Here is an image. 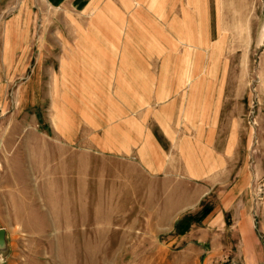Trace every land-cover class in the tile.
Here are the masks:
<instances>
[{
    "label": "rangeland",
    "instance_id": "rangeland-1",
    "mask_svg": "<svg viewBox=\"0 0 264 264\" xmlns=\"http://www.w3.org/2000/svg\"><path fill=\"white\" fill-rule=\"evenodd\" d=\"M172 91L226 171L187 240L141 207ZM0 224V264H264V0H0Z\"/></svg>",
    "mask_w": 264,
    "mask_h": 264
},
{
    "label": "crops",
    "instance_id": "crops-1",
    "mask_svg": "<svg viewBox=\"0 0 264 264\" xmlns=\"http://www.w3.org/2000/svg\"><path fill=\"white\" fill-rule=\"evenodd\" d=\"M174 93L169 92L168 96H171L158 103L155 124L159 135L147 134L140 150L141 175L146 180V186L142 188L146 189L147 197V204L143 203L141 207L146 215H151L150 221L157 223L155 228L164 229L167 224L173 231L181 233L179 237L187 240L197 224L195 217L199 204L217 186L224 185L226 171H223L221 157L203 139L180 136L175 132L178 109ZM223 191L221 198L233 201L240 192L238 182L227 185ZM213 214L217 215L214 206L209 210L208 218L202 220L199 231L214 228L208 223ZM0 227L6 230L4 225L0 224ZM190 244V241L186 242V246Z\"/></svg>",
    "mask_w": 264,
    "mask_h": 264
},
{
    "label": "water",
    "instance_id": "water-1",
    "mask_svg": "<svg viewBox=\"0 0 264 264\" xmlns=\"http://www.w3.org/2000/svg\"><path fill=\"white\" fill-rule=\"evenodd\" d=\"M9 251L7 232L3 227H0V259H4Z\"/></svg>",
    "mask_w": 264,
    "mask_h": 264
}]
</instances>
